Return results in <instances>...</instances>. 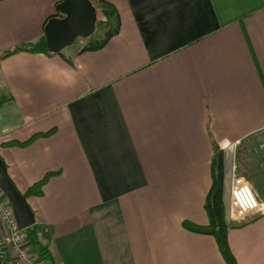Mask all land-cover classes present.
Returning <instances> with one entry per match:
<instances>
[{
    "label": "crops",
    "instance_id": "crops-1",
    "mask_svg": "<svg viewBox=\"0 0 264 264\" xmlns=\"http://www.w3.org/2000/svg\"><path fill=\"white\" fill-rule=\"evenodd\" d=\"M61 1L0 0V158L21 194L50 174L25 198L46 254L26 248L41 264H227L184 224L209 223L215 148L226 213L236 149L264 141V0H106L120 26L102 49L5 55ZM226 221L236 264H264V215Z\"/></svg>",
    "mask_w": 264,
    "mask_h": 264
},
{
    "label": "trees",
    "instance_id": "trees-1",
    "mask_svg": "<svg viewBox=\"0 0 264 264\" xmlns=\"http://www.w3.org/2000/svg\"><path fill=\"white\" fill-rule=\"evenodd\" d=\"M93 2L96 4L95 9L101 15L102 20H98L97 18L95 32L86 39V44L82 46L80 52L98 51L102 49L107 44V42L119 32L120 19L117 9L106 0H93ZM20 50L49 54L46 48L44 34L37 42L22 48H17L12 52L6 53L5 55H10ZM50 133L51 132L35 135L30 140L24 143L10 142L5 144V146L27 145L35 138L45 137ZM212 175V186L205 202V210L209 219L208 225L200 227L185 223L184 227L196 233L212 236L215 239L226 263L236 264L227 243V232L230 226L226 221L225 204L223 201V155L222 152L220 150H217L216 148L214 150V156L212 159ZM49 177L50 174L45 176V178L40 182L34 184L25 194H23V196L25 198L27 196H41L42 187L46 184ZM24 231L29 245H31L41 255V257L45 255V249L41 246V238H45L47 236L46 232H44V229L39 226L33 225L32 227L27 228Z\"/></svg>",
    "mask_w": 264,
    "mask_h": 264
},
{
    "label": "water",
    "instance_id": "water-1",
    "mask_svg": "<svg viewBox=\"0 0 264 264\" xmlns=\"http://www.w3.org/2000/svg\"><path fill=\"white\" fill-rule=\"evenodd\" d=\"M56 11L60 17H52L44 27L48 52L58 54L81 38L87 39L95 32L97 12L90 0H62ZM0 189L9 200L16 222L25 230L35 224L34 213L26 199L6 175L5 164L0 158Z\"/></svg>",
    "mask_w": 264,
    "mask_h": 264
},
{
    "label": "built area",
    "instance_id": "built-area-1",
    "mask_svg": "<svg viewBox=\"0 0 264 264\" xmlns=\"http://www.w3.org/2000/svg\"><path fill=\"white\" fill-rule=\"evenodd\" d=\"M229 218L234 222L244 221L251 214L264 215V202L254 195L250 185L236 174L232 167L230 176ZM0 222L3 232L0 236V264H41L39 257L26 248L25 231L20 229L11 204L0 189Z\"/></svg>",
    "mask_w": 264,
    "mask_h": 264
},
{
    "label": "rangeland",
    "instance_id": "rangeland-1",
    "mask_svg": "<svg viewBox=\"0 0 264 264\" xmlns=\"http://www.w3.org/2000/svg\"><path fill=\"white\" fill-rule=\"evenodd\" d=\"M94 7H96V4L93 2V0H90ZM97 12V18L98 20H102L101 15ZM86 44V39H77L72 46L67 48H80ZM73 49V50H74ZM70 50V49H69ZM72 50V49H71ZM68 52V51H67ZM259 142V141H258ZM254 142L252 141L248 145L240 146L236 149L235 152V158H234V164L233 167L235 168V172L239 176H241L245 182H247L256 198L260 201H264V161L260 162L259 159L264 158L262 155L264 154V145L262 147H258V145L264 144V141L261 142ZM231 209L230 203L226 205V213H227V220H231L229 218V211Z\"/></svg>",
    "mask_w": 264,
    "mask_h": 264
}]
</instances>
